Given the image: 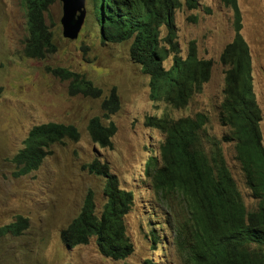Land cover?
<instances>
[{
  "label": "rangeland",
  "instance_id": "374dc122",
  "mask_svg": "<svg viewBox=\"0 0 264 264\" xmlns=\"http://www.w3.org/2000/svg\"><path fill=\"white\" fill-rule=\"evenodd\" d=\"M238 6L241 31L252 55V82L262 113L264 143V0H238ZM182 7L174 15L178 54L186 59L194 41L199 59H212L214 64L208 80L191 93L188 105L178 108L152 98L150 76L130 56L131 41L101 40L93 0H86L85 20L75 39L63 35L62 1L50 5L45 17L57 51L43 59L28 58L23 52L28 36L24 0H0V264H186L190 230L183 231L180 241L176 231L189 211L180 197L168 206L154 186L152 175L162 165L166 133L156 124L150 125L149 116L177 120L205 113L210 123L209 131L202 135L203 146L209 153L221 149L247 209H256L257 199L236 158V140H224L232 129L224 124L220 110L228 67L221 54L235 37L236 15L221 0H198L195 9L183 1ZM167 32L168 27L163 26L162 35ZM163 44L170 47L167 40ZM174 58L171 50L164 66L170 67ZM48 65L84 73L103 88L104 95H71L69 82L48 72ZM113 86L121 106L106 118L101 103ZM95 115L102 116L106 124L112 120L117 125L110 147H100L90 137L88 123ZM50 121L76 125L80 139L65 137L63 142L50 144L38 169L16 176L12 158L23 147L22 141L34 125ZM152 157L156 160L149 169ZM96 158L107 162L120 187L133 194L123 220L134 250L122 260L101 253L95 236L88 244L74 247H68L61 237L79 214L89 190L94 193L96 214L102 213L107 201L106 178L84 168ZM20 216L28 221L22 234L5 230Z\"/></svg>",
  "mask_w": 264,
  "mask_h": 264
},
{
  "label": "trees",
  "instance_id": "16d2710c",
  "mask_svg": "<svg viewBox=\"0 0 264 264\" xmlns=\"http://www.w3.org/2000/svg\"><path fill=\"white\" fill-rule=\"evenodd\" d=\"M54 1L24 0L28 36L23 52L28 58L43 59L57 51L54 32L45 17ZM93 1L101 40L104 43L131 40L130 56L150 76L152 98L164 99L176 107L186 106L191 93L208 80L214 64L212 59H199L194 41L186 59L178 54L175 11L183 6V1L189 8H196L198 0ZM221 1L236 15L233 22L236 37L228 43L222 55L228 67L220 110L224 124L232 129L230 137L225 136L224 140H236V158L252 197L257 199V207L252 211L247 209L233 174L221 157V149L209 153L203 146L202 135L209 131L205 113L177 120L167 119L166 115L148 118L150 124H156L166 132L161 147L163 166L156 172L154 186L168 206H173L175 197H180L189 211V217L179 224L176 231L180 241L184 228L190 230L186 241L187 264H264L262 116L253 89L249 45L240 33L242 20L237 0ZM163 26L168 27L165 36L162 35ZM166 40L169 48L163 44ZM171 50L175 52L174 62L166 68L164 61ZM47 70L69 82L71 95L92 98L104 95L103 88L84 73L63 66L48 65ZM120 106L117 87L113 86L102 100L103 116L110 117ZM88 131L94 142L107 147L112 145L117 125L113 121L106 125L101 116L95 115L89 120ZM65 137L78 141L81 133L71 123L50 121L34 125L22 141L23 147L12 158L16 164L14 174L21 176L38 169L50 144L63 142ZM212 139L219 143L215 136ZM86 167L90 173L106 178L104 192L107 202L102 213L97 215L94 193L89 190L80 213L62 230V240L68 247H74L88 244L95 236L101 253L115 260L125 259L134 250L123 220L133 194L120 187L118 177L107 163L96 158L85 164ZM27 224L28 221L20 216L6 225L5 230L20 235Z\"/></svg>",
  "mask_w": 264,
  "mask_h": 264
},
{
  "label": "water",
  "instance_id": "95a60500",
  "mask_svg": "<svg viewBox=\"0 0 264 264\" xmlns=\"http://www.w3.org/2000/svg\"><path fill=\"white\" fill-rule=\"evenodd\" d=\"M62 17L61 24L63 35L70 39H75L83 25L86 16V0H61Z\"/></svg>",
  "mask_w": 264,
  "mask_h": 264
},
{
  "label": "clouds",
  "instance_id": "9594fccd",
  "mask_svg": "<svg viewBox=\"0 0 264 264\" xmlns=\"http://www.w3.org/2000/svg\"><path fill=\"white\" fill-rule=\"evenodd\" d=\"M237 5H238V0H237ZM239 7V6H238ZM190 9H193V8H190ZM85 20V19H84ZM242 20V19H241ZM235 21V20H234ZM233 21V22H234ZM62 25V24H61ZM63 29V28H62ZM242 29V28H241ZM241 29H240V33H241V35L243 36V34H242V31H241ZM235 30V29H234ZM235 34H236V31H235ZM236 37V36H235ZM235 37H234V39H235ZM244 37V36H243ZM245 39V38H244ZM129 41H131V40H129ZM233 41V40H232ZM231 42V41H230ZM228 45V44H227ZM226 45V46H227ZM249 45V44H248ZM226 48V47H225ZM225 48H224V50H225ZM224 50H223V52H224ZM249 50H250V46H249ZM223 52H222V54H221V61L223 62V60H222V55H223ZM180 53V52H179ZM250 54H251V50H250ZM251 61H252V55H251ZM224 63V62H223ZM225 64V63H224ZM167 68V67H166ZM169 68V67H168ZM212 70V69H211ZM211 74V73H210ZM225 87V86H224ZM151 88V87H150ZM254 89V88H253ZM255 92V91H254ZM255 97H256V93H255ZM224 98V97H223ZM162 100V99H161ZM164 100V99H163ZM189 100H190V97H189V99H188V103H189ZM166 101V100H165ZM223 101V100H222ZM257 101V100H256ZM171 106H173V107H176L173 103H171V102H169V101H167ZM188 103L186 104V106L188 105ZM258 105V104H257ZM186 106H177L178 108H185ZM220 106H221V104H220ZM258 108H259V106H258ZM259 110H260V114H261V116H262V113H261V109L259 108ZM198 114V113H197ZM196 114V115H197ZM112 115V114H111ZM195 115V116H196ZM190 116V115H189ZM195 116H190V117H195ZM105 117V116H104ZM150 117V116H149ZM152 117V116H151ZM157 117V116H156ZM186 117H188V116H186ZM101 118H102V116H101ZM106 118H109V117H106ZM149 120V119H148ZM112 121V120H111ZM110 121V122H111ZM102 122H103V119H102ZM109 122V123H110ZM104 123V122H103ZM108 123V124H109ZM209 123L210 122H207V124L209 125ZM104 124H106V123H104ZM150 124V123H149ZM107 125V124H106ZM150 125H152V124H150ZM159 128V127H158ZM260 128H261V122H260ZM161 129V128H160ZM162 130V129H161ZM165 132V131H164ZM261 132H262V129H261ZM166 133V132H165ZM263 135V134H262ZM91 137V136H90ZM113 138V137H112ZM92 139V138H91ZM165 139H166V135H165V138H164V141H165ZM164 141L162 142V144L164 143ZM96 143V142H95ZM96 145H98L97 143H96ZM98 146H100V145H98ZM101 147V146H100ZM107 147H110V146H107ZM161 147H162V145H161ZM161 159H162V153H161ZM98 160H100V159H98ZM154 160H156V158L155 157H152L151 158V160L149 161V163H148V167H149V169H150V166L152 165V163H153V161ZM101 161V160H100ZM102 162V161H101ZM104 163H107V162H104ZM108 164V163H107ZM109 165V164H108ZM110 166V165H109ZM163 166V159H162V165L161 166H158V167H156L155 168V170H154V173H153V175H152V177H153V183H154V178L156 177V172H157V170L160 168V167H162ZM110 170H111V167H110ZM111 172H112V170H111ZM113 173V172H112ZM94 174V173H93ZM96 175V174H95ZM100 176V175H99ZM117 176V175H116ZM104 177V176H103ZM118 177V176H117ZM119 179V178H118ZM124 189V188H123ZM107 197V196H106ZM86 198V197H85ZM85 200V199H84ZM107 202V201H106ZM84 203V202H83ZM258 203V202H257ZM105 205V204H104ZM83 206V205H82ZM82 209V208H81ZM103 209H104V207H103ZM81 211V210H80ZM80 213V212H79ZM78 215V214H77ZM76 217V216H75ZM188 217V216H187ZM188 227H185L184 228V230L185 229H187ZM189 229V228H188ZM183 230V231H184ZM182 231V232H183ZM185 261H186V258H185ZM150 263V262H149ZM151 263H154V262H151ZM148 264V263H147ZM155 264V263H154ZM187 264V263H186Z\"/></svg>",
  "mask_w": 264,
  "mask_h": 264
},
{
  "label": "bare ground",
  "instance_id": "6f19581e",
  "mask_svg": "<svg viewBox=\"0 0 264 264\" xmlns=\"http://www.w3.org/2000/svg\"><path fill=\"white\" fill-rule=\"evenodd\" d=\"M168 1H170V0H168ZM167 1V2H168ZM171 2V1H170ZM170 2H168L169 4H170ZM173 2V1H172ZM176 1H174V3H175ZM181 2H182V0H181ZM181 2H179V5H180V3ZM173 4V3H172ZM177 4H178V2H177ZM176 5V4H175ZM172 7V6H171ZM190 7V6H189ZM179 8V7H178ZM183 8V7H182ZM195 9V8H194ZM172 11H173V9H172ZM169 13H171V12H169ZM170 15V14H169ZM172 16H173V14H172ZM173 18V17H172ZM113 43V42H112ZM122 43V42H121ZM228 137H230V136H228ZM224 153V152H223ZM238 157V156H237ZM109 193V192H108Z\"/></svg>",
  "mask_w": 264,
  "mask_h": 264
}]
</instances>
